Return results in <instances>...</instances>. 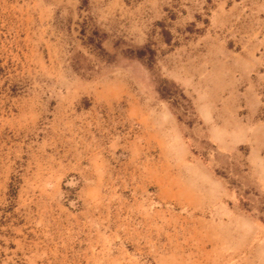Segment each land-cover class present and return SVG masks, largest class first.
<instances>
[{
	"label": "rangeland",
	"instance_id": "1",
	"mask_svg": "<svg viewBox=\"0 0 264 264\" xmlns=\"http://www.w3.org/2000/svg\"><path fill=\"white\" fill-rule=\"evenodd\" d=\"M0 264H264V0H0Z\"/></svg>",
	"mask_w": 264,
	"mask_h": 264
}]
</instances>
